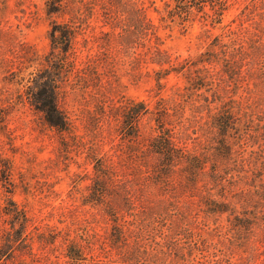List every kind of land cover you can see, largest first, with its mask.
I'll list each match as a JSON object with an SVG mask.
<instances>
[{
    "label": "rangeland",
    "instance_id": "obj_1",
    "mask_svg": "<svg viewBox=\"0 0 264 264\" xmlns=\"http://www.w3.org/2000/svg\"><path fill=\"white\" fill-rule=\"evenodd\" d=\"M125 1L127 4L111 6L110 20L101 3L95 6L89 19L81 20L75 18L76 9L49 15L46 0H0V228L5 225L2 208L12 196L28 212L29 239L34 236L30 246L20 248L14 263L9 264H73L67 256L69 249L64 237L68 240L77 237L81 242L80 230L88 226L91 231L97 229L104 239L112 230V213L119 216L123 226L131 227L132 213L157 207L166 192L162 187L167 186L157 187L150 181L152 166L159 162L158 157L151 153L140 158L131 147V107L137 103H146L141 118L142 150L159 133L155 118L164 108V124L171 129L176 143L191 148L194 141L202 139L201 124L207 119V110L196 111L193 103L185 102L187 81L175 69L181 61L203 51L221 33V28H212L203 35L204 23L199 18L186 33L180 27L173 31L160 28L157 32L160 48L169 59L160 65L152 62L154 54L149 52L155 40L131 48V42L120 38L125 20L131 16V0ZM164 1L172 0H140L137 5L145 7L148 19L159 23L157 9H165ZM242 3L243 0L234 1L225 22L234 17ZM210 7V4L206 6ZM53 22L70 24L77 33L73 55L77 68L66 72L59 95V106L69 122L67 130L51 127L43 114L30 104L27 93L34 75L44 73L42 63L51 50L49 35ZM263 53L254 69L264 64ZM251 66L248 60L237 66L238 86L225 79L220 92L225 100L258 102L260 110H264V84L249 77ZM164 69L170 72L160 84L157 76ZM212 93L210 88L198 90L194 98L200 102L196 105L204 102L203 96L212 99ZM185 128H189L193 141L182 140ZM8 159L12 164L11 188L4 182ZM179 169L180 165L176 166L169 180L177 187L181 179ZM102 178L107 189L97 192L96 183ZM189 193L181 204L190 203L191 222L201 223L205 214L196 204L200 196L196 192L195 202L189 199ZM101 195L105 202L93 205L91 202ZM228 218L224 214L218 222L230 225ZM214 219L210 218L212 227ZM40 231L56 235V241L40 242ZM234 233V230L225 231L223 238L230 239ZM249 237V243L226 240L230 263L224 264H264V233L259 230ZM217 239L211 235V241L217 242ZM97 249H85L86 256L101 253ZM108 255L109 264H116L117 251ZM95 258L85 263L100 261ZM0 264L3 263L0 261Z\"/></svg>",
    "mask_w": 264,
    "mask_h": 264
},
{
    "label": "trees",
    "instance_id": "obj_2",
    "mask_svg": "<svg viewBox=\"0 0 264 264\" xmlns=\"http://www.w3.org/2000/svg\"><path fill=\"white\" fill-rule=\"evenodd\" d=\"M139 1L131 0V16L125 20L119 36L131 42V48L155 40L149 52L154 54L152 62L160 65L169 62L160 48L161 38L157 34L160 28L173 31L180 27V31L186 33L197 18L204 23L203 35L212 28H221V33L215 35L203 51L181 61L175 69L187 81L185 102L193 103L196 111L207 110V119L201 124L202 139L194 141L191 148L176 143L171 129L164 124L166 109L161 104L163 113L155 118L159 133L150 139L147 149L142 150L141 118L146 103L142 101L131 107L132 152L140 158L151 153L157 155L159 162L152 166L150 181L157 187L167 185L166 189L161 186L166 192L157 207H150L151 211L143 208L132 213L131 227L123 226L119 216L112 213V230L104 239L97 229L91 231L88 226L79 229L81 242L77 237L70 240L64 237L69 249L67 256L73 264H87L85 262L96 260L95 256L100 258L95 264H109L108 253L116 250L119 255L116 264L230 263L226 240L249 243L252 233L259 230L264 233V110H260L258 102L246 101L245 104L244 100H225L220 86L225 79L238 86L235 68L247 60L252 65L249 77L264 84V64L254 69L264 51V0H243L240 10L228 22L225 18L235 0L164 1L165 9H157L159 23L147 18L145 7L137 5ZM46 3L49 15L64 14L69 8L76 9L75 18L84 20L93 15L99 3L107 11V20L111 19L112 5L127 4L125 0H46ZM49 37L51 50L42 63L44 73L34 75L27 93L30 104L43 114L51 127L67 130L69 122L59 106V95L64 75L77 68L73 57L77 33L70 24L53 22ZM169 72L165 69L159 72L160 84ZM204 88L213 90V98L203 96L204 102L196 105L200 99L194 96ZM215 102L219 104L213 107ZM193 138L189 128H185L182 140L186 143ZM5 163L4 182L11 188L12 164L9 159ZM179 165L181 179L177 187L169 180ZM106 189L104 178L99 179L95 190L104 192ZM8 191L12 193V189ZM189 191V199L195 202L196 192L200 196L196 204L205 214L201 223L191 222L190 203L181 204ZM102 196L91 203L102 205L105 202ZM2 211L5 225L0 228V261L9 264L14 263L20 248L30 246L34 236L29 239L31 218L28 212L12 196L8 197ZM224 214L229 215L230 225L218 222ZM212 217H215L214 227L210 223ZM231 230L235 231L233 237L223 238L224 232ZM211 235L217 236L218 241H211ZM56 238L45 231L38 234L42 243H54ZM97 248L101 253L86 256L85 249Z\"/></svg>",
    "mask_w": 264,
    "mask_h": 264
}]
</instances>
